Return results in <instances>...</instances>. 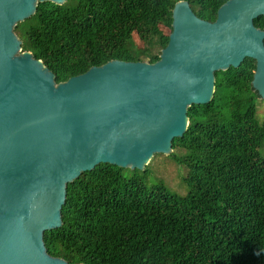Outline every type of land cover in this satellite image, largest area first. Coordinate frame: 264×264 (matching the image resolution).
Here are the masks:
<instances>
[{
	"label": "trees",
	"instance_id": "1",
	"mask_svg": "<svg viewBox=\"0 0 264 264\" xmlns=\"http://www.w3.org/2000/svg\"><path fill=\"white\" fill-rule=\"evenodd\" d=\"M177 1H45L14 31L59 83L113 59L157 61ZM186 1L214 21L227 0ZM254 25L264 29V16ZM254 71L251 58L216 71L212 100L189 106L169 154L195 174L184 194L162 181L148 186L142 170L97 164L67 184L62 225L44 233L47 252L70 264H264V121Z\"/></svg>",
	"mask_w": 264,
	"mask_h": 264
},
{
	"label": "water",
	"instance_id": "2",
	"mask_svg": "<svg viewBox=\"0 0 264 264\" xmlns=\"http://www.w3.org/2000/svg\"><path fill=\"white\" fill-rule=\"evenodd\" d=\"M0 0V264H70L44 233L62 225L67 184L97 164L144 170L188 126L187 110L214 95L215 72L255 60L264 98V0H227L214 21L186 0L155 62L110 60L56 83L14 28L40 2Z\"/></svg>",
	"mask_w": 264,
	"mask_h": 264
},
{
	"label": "rangeland",
	"instance_id": "3",
	"mask_svg": "<svg viewBox=\"0 0 264 264\" xmlns=\"http://www.w3.org/2000/svg\"><path fill=\"white\" fill-rule=\"evenodd\" d=\"M165 33H169V28H162ZM256 117L260 122L264 121V98L257 100ZM258 149L264 156V143L257 145ZM140 175L148 186L162 181L170 190L179 194H184L188 189L189 183L195 176L193 170L183 164L177 163L169 155L163 153L155 154L145 170L140 171Z\"/></svg>",
	"mask_w": 264,
	"mask_h": 264
},
{
	"label": "clouds",
	"instance_id": "4",
	"mask_svg": "<svg viewBox=\"0 0 264 264\" xmlns=\"http://www.w3.org/2000/svg\"><path fill=\"white\" fill-rule=\"evenodd\" d=\"M261 251H264V249H262Z\"/></svg>",
	"mask_w": 264,
	"mask_h": 264
}]
</instances>
